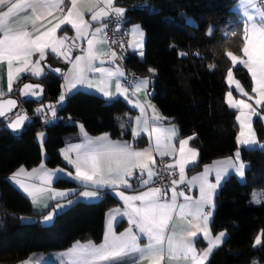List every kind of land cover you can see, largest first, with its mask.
<instances>
[{
    "label": "trees",
    "instance_id": "trees-1",
    "mask_svg": "<svg viewBox=\"0 0 264 264\" xmlns=\"http://www.w3.org/2000/svg\"><path fill=\"white\" fill-rule=\"evenodd\" d=\"M121 5L127 8L126 25L139 24L145 33L144 61L131 56L126 66L139 76L154 69L151 101L178 125L181 138L195 136L191 145L198 159L188 172L236 151L246 164L244 181L230 175L215 197L211 231L214 235L225 231L227 237L207 264H264V151L238 148L235 114L224 102L225 77L231 68L227 52L240 55L243 46L242 24L233 11L235 0H124ZM234 73L249 89L246 74L240 69ZM38 82L50 97L58 95L59 78L50 75L48 81ZM32 107L25 104L28 113ZM59 115L80 123L91 136L108 134L112 139L131 140L135 113L120 99L75 92L67 97ZM253 126L257 139L262 140L261 123L255 121ZM40 130L38 120L18 137L0 130V264H18L33 253L63 251L77 241L99 243L106 212L119 205L105 193L97 202H76L50 228L21 225L19 217L37 219L41 215L32 211L29 201L6 178L19 167L41 163V146L36 141ZM76 132L74 123L45 130L42 148L48 168L64 167L58 150L64 137ZM55 185L73 184L58 180ZM258 235L260 245L255 244Z\"/></svg>",
    "mask_w": 264,
    "mask_h": 264
},
{
    "label": "snow or ice",
    "instance_id": "snow-or-ice-1",
    "mask_svg": "<svg viewBox=\"0 0 264 264\" xmlns=\"http://www.w3.org/2000/svg\"><path fill=\"white\" fill-rule=\"evenodd\" d=\"M250 6L255 7L254 0H248ZM70 7L65 4V0H0V63L6 62L8 87L11 91L14 77L22 72H31L33 76H40L42 68L40 62L45 60L46 50H50L53 54L63 57L71 63V69L65 76L68 90L75 88L78 84H88L92 87L89 80V73H100L102 79L100 81L99 91L105 96H111L108 90L109 82L112 77L124 76V73L116 68L98 67L95 61L101 60L102 56H108L115 60L117 53L115 51H105L98 47L103 40L99 39V34L104 32V27H96L89 37V29L92 21H100L110 14L116 17H122L125 9L115 7L114 0H96V3L86 10L91 12V21L85 20L84 11L80 10L78 0H70ZM102 5V6H101ZM65 8L67 11L65 13ZM260 16L264 18V11L257 9ZM60 12L62 15L56 17V23L46 30L41 31L37 26V22L43 21L48 17H52L54 13ZM249 21L253 20V16L248 15ZM51 23V21H49ZM62 25H69L75 30V36H57V31ZM31 27L32 31L29 30ZM251 35H249V27L244 29V40L242 53L246 59L239 55L227 52L232 65L237 63L243 64L252 74L256 87L254 92L261 98L257 100V104L264 101V22L258 26L257 23L250 25ZM38 35L33 36V32ZM134 36L142 37L143 33L139 28L133 30ZM87 39V48L82 49V55H76L72 59V51L77 47V41ZM137 46L140 42L137 41ZM38 54L39 59L33 64L32 57ZM19 65V66H17ZM59 71V69H57ZM154 72V69H149ZM227 83L235 85V89L247 96L238 80L234 79L233 71L229 69L226 75ZM149 81L147 79L140 80L135 84L134 92L146 89ZM39 85H24L23 94L36 95V89ZM117 93L127 95L128 88L122 87L120 83L116 84ZM64 96H60L63 101ZM226 102L229 107L239 109L237 120L240 121V135L238 140L241 144L247 145L255 143L254 136L250 124V114L254 113L252 105L245 100L234 99L232 91L226 96ZM9 109L15 106V101L8 100ZM136 107L140 108L141 117L135 121L136 128L133 129V135L138 136L141 131L147 132L149 139H154V147L141 151L134 150L128 143L120 141H112L107 134L98 137L95 140L87 138L85 133V142L70 146L65 153V159L75 166L74 179L83 184H91L95 189L101 187L119 188L121 186L127 188L129 179L134 176V169H139L140 182L142 185L152 183V178L157 175L153 167L155 160L153 159V151L158 152L161 157L175 155L176 148L173 146V139L176 136L175 128H164L156 124H149V120L143 118L145 106L137 103ZM152 107V120L159 121L162 117ZM52 115L55 116V110L49 106ZM247 110V111H245ZM4 105L0 104V116H3ZM25 117L17 116L15 121L10 124L13 129L19 128ZM247 129V133L245 131ZM39 135H43L42 133ZM188 140L179 141L178 156L174 164L167 165L168 169L174 170L178 168L179 178L171 181V197L165 199L168 191L161 187H149L147 191H142L138 195H125L124 192H117V195L124 201V211L121 213L119 209L114 213H109L107 232L105 234L104 243L99 246L89 242L80 244L79 242L73 249L61 255L69 257V264H117L122 257L131 254H139V260H147L149 264H162L167 257L169 260H184L185 264H205V260L215 247L223 241L225 233L221 232L214 238L210 235L208 227L209 215L204 212V206L212 203L213 190L219 184L221 172L227 167H233L242 176L244 164L241 162L237 166L232 160L218 162L216 168V183L209 181L208 175L210 169L206 167L200 176H194L191 180L186 181L185 166L189 162V157H195L196 153L192 149H186ZM171 148V152L167 149ZM68 152L76 153V160L73 161L67 155ZM239 158V153L236 154ZM43 167V166H41ZM62 171V170H60ZM37 170L27 175L35 176ZM25 170L21 168L13 175V179L24 175ZM147 176V179L144 176ZM54 173L44 172L42 176H38L39 184H24L17 179V183L33 198L36 202L41 199L45 193V188L40 185H50ZM199 183L200 197L193 200L192 197L185 195L183 191L177 190V185L186 184L192 187ZM58 196L67 195L64 192L57 193ZM83 197L93 198L97 196V191H84L80 193ZM178 197H183L184 202L178 203ZM139 202V203H137ZM60 207V205H57ZM123 215L128 217L130 225L134 226L138 232L133 231V227H129L123 233L117 235L113 230V220L115 215ZM174 214L181 219L191 217L188 221L190 227L187 230L178 232L175 226L170 228V222L173 221ZM52 219V215L45 217V221ZM198 233H203L204 238L208 241V248L198 253L194 245L193 238ZM143 234L147 237L148 243L144 247L140 246L139 235ZM262 243L261 236L255 239V244Z\"/></svg>",
    "mask_w": 264,
    "mask_h": 264
},
{
    "label": "crops",
    "instance_id": "crops-1",
    "mask_svg": "<svg viewBox=\"0 0 264 264\" xmlns=\"http://www.w3.org/2000/svg\"><path fill=\"white\" fill-rule=\"evenodd\" d=\"M123 1L124 0H114V6L115 7H122L125 10H127V8L125 6L121 5V3ZM95 3H96V0H78V6H79L80 10L84 11L85 20L91 21L92 13L88 12L86 9L88 7L94 5ZM65 4L68 7H70L71 6L70 0H65ZM66 11H67V8H65V13H66ZM233 11L239 16V19L241 21L242 29H243V35H242L243 40H244V29H245V27H249V35H251V30H250L251 23H257L259 26V24L261 22H264V18H262L260 16L259 12L257 11L256 6L255 7L250 6L248 3V0H235V5L233 7ZM61 15L62 14L60 12H56V13H54V15L52 17H48L43 21L37 22V26L40 27L41 31L46 30L47 27H51L52 24L58 22L56 17H59ZM248 15L253 16L252 21H249L247 19ZM107 18L108 17H104L100 21H92L91 22V27L89 29V37L88 38H91V32L94 31V29L96 27L104 26V23H105ZM49 21H51V23H49ZM137 27L139 28L140 32L143 33L142 37L134 36L133 30ZM29 30L32 31L31 27H29ZM127 31L129 34V44H128L129 57H131V56L135 57L138 61L143 62L144 61V47H145L144 30L142 29V27L139 24L134 23V24L127 25ZM38 34H39L38 32H35V31L33 32V36L38 35ZM63 35L75 36V30L71 29V27L69 25H62L61 29H59L57 31V36L59 37V36H63ZM98 38L103 40V43L98 45V47H101L105 51L110 52L108 50L106 40L103 37V33L99 34ZM137 41H139L140 45H142V46H137ZM78 42L81 43V45L83 46V49L87 48V39H81ZM82 54H83V52H77L76 53V55H82ZM75 56L72 59H74ZM108 56L110 57V55H108ZM239 56H241L243 59H246V57L243 56L242 51L240 52ZM38 59H39L38 54H34L32 57L33 64H35V62ZM228 59L231 63L230 69L233 71L234 79L238 80L235 77L234 71L237 69H240L246 74V76L250 82L249 89H246L241 84V82L238 80L241 87L243 88L244 92L248 93V95L245 96L235 89L234 84L229 85L227 83V79L225 77L227 92H226L225 97H224V102H225L226 106L228 107V109L234 112L235 123H236L237 128H238L237 135L235 138V142H236L238 148H244V149H248V150L264 151V137L262 140H258L254 126H253L255 121H259L263 127V130H264V110L262 109V106L264 105V101H262L260 104H257L256 101L261 99V98L257 95L256 92L253 91V89L256 87V84H255V81L252 79V74L248 71V69L243 64H239V63H237L235 66H233L229 57H228ZM101 60L104 61L103 64H101L100 61L97 60V61H95L96 66H98V67L102 66L105 68H110L112 70L119 68L123 73H125L124 65L117 59V57L115 58V60H113L110 57V59L108 61H106L105 56H102ZM44 64H49L52 67H60L62 69L63 73L61 75L60 80H61V84L63 85L66 98L68 96L74 94L75 92H85V93L94 94V95L99 96L105 100L120 99L121 101H123L127 105V107L129 109L134 111L135 115H134L132 122H131V140L112 139L107 134L109 139L112 141L126 142L134 150H137V151H141L144 149L154 147V139L150 140L147 132L141 131L138 136L133 135V129H135L137 127L135 121L138 117H141V115H142L140 108L135 106L137 103L145 106V113L143 115V118L148 119L150 125L156 124L157 126H162L164 128H175L176 129V136L174 137L172 143H173V146L177 150L176 154L161 157L158 152L153 151L152 155H153V159L155 160L156 163H155V165H150V166L153 167L154 172H156V165H157L158 160H160V159L166 160V163H165L166 168H167V165L175 163V159L178 156L179 141L184 140V139L188 140V144L186 145V149H192L196 153L195 157H191V156L189 157V162L185 166L186 181L191 180V178L194 176H200L204 172V169L206 167H208L210 169L208 179L211 183L215 184L216 183V168L219 166L218 162H223L226 160H232L237 166L239 165V163L242 162V160L240 158V154H239V158H237L236 154L239 152L236 151L233 153V155H231L229 157L217 159V160L212 161L209 164L203 165L199 170H197L195 172H192V173L188 172V170L196 164L197 159H198V151L196 148H194L191 145L192 141L195 139V136L193 135V136L181 138L180 134H179L178 125L176 123L172 122L170 119L164 117L161 114V112L159 111V109L157 108V106L151 101V95H152L151 85L153 82L152 76H153L154 72L148 71L147 75L140 76L139 80L137 81V82H139L140 80L147 79L149 81V83H148V86L146 89H141L139 92H134L135 84L137 83L136 82L130 88H128L127 95L117 93L116 84L117 83L121 84V80H122L123 76H115V77H112L111 81L109 82L108 90L111 92V96H105L103 92L99 91V87L101 86L100 81L102 79V76L100 73H96V72L89 73V80H91V82H92V85H93L92 87H89L88 84H78L75 88L68 90L67 81L65 79V76L69 73V71L71 69V63L66 61L63 57H60V56L53 54L50 50H46L45 60L40 62V67L43 70L42 74L40 76H33L30 71L20 73L17 77H14L11 91H9V87H8L7 64H6V62L0 63V100H2L4 98L12 97L13 96L12 93L14 92V90L19 88V86L26 81L38 82V81L42 80L43 78H45V80L48 81L50 79L51 74L49 75V72H47V70L45 69ZM17 66H19V65H17ZM25 78H28V80L24 81L23 79H25ZM121 86H122V84H121ZM229 91H232L234 99H237V100L243 99L247 103L251 104L253 109H255L254 113L250 114V124H251L252 132L255 134V136H254V139L256 141L255 143L243 145L239 142L238 137L240 135V121L237 120V116L239 115V109L231 108L228 106V104L226 102V96H227V93ZM151 106L155 107L156 112L159 114L160 117H162L161 120H159V121H153L152 120L153 112H152ZM245 111H247V110H245ZM73 123L77 127V132L75 134L65 136L63 146L58 150L61 162L63 163L64 167L48 168L45 165L44 161L46 159V154L42 148V143L45 139V131L41 129L36 135V141L41 146V163L35 167H32V168H25V167L17 168L14 172H12L9 176H7V178H6L7 181L29 201L32 211L35 214H39L41 216L46 214L54 205H60L59 208L62 212L64 210L68 209L69 207H71L72 205H74L76 202H86V203L97 202L98 200H100L102 193H107V194L111 195L113 198H115L118 201L119 205L106 212L105 218H104L103 235H102V239L99 243H94L92 241H86V242L77 241V242L73 243L70 248L63 250V251L48 252V253H33V254L29 255L27 257V259H25L24 261H22L18 264H69V257L63 256L61 254L66 253L69 250L73 249L74 246L78 242L80 244H87V243L91 242L97 246H99L100 244H103L105 234L107 232L109 213H114V211L117 209H119L121 213L125 210L124 209V201L117 195V192L122 191L125 193V195H129V196L130 195H138L142 191H147L151 185V183L149 185H142L140 180H139L136 183L129 181V184L131 186L127 187V188H125L123 186H121L119 188H112V187L105 186V187H101L99 189H95L94 186L91 184H83L82 182L74 179L75 171H76L75 166H74V164H70L68 162V160L65 159L66 150L72 145L84 143L85 139H86L85 133L87 134V138H90L93 140H95L98 137L104 136L105 134L91 136L86 132V130L84 129V127L80 123L72 121V124ZM245 131L247 133V129H245ZM41 133L43 134L42 136L39 135ZM139 141L142 142V145H139ZM131 142H132V145L130 144ZM167 151L171 152V148L167 149ZM67 155L73 161L76 160V153L75 152H68ZM243 164H244V169H243V175L242 176L233 167H227L226 170L221 172L219 184H217V187L213 190L212 203L210 205L204 206V212L205 213H207L205 211L206 208L210 209V211L207 214L209 215L208 227L210 229L211 237L214 238L215 236H217L221 232L225 233V236L223 237L222 243H220L217 247H215L213 249V251L210 253V255L205 260V264H207L212 253L215 250H217L219 247H221V245L223 244V242L225 241V239L227 237V233L225 231H221V232L217 233L216 235H214L211 231L210 223H211L212 215H213V211H214L215 197L218 194V191H219L220 187L222 186V184L225 182V180L230 175L235 176L237 178V180H241L244 178V171L246 168V164L245 163H243ZM41 166H43V167H41ZM21 168H23L25 170V174L17 177V179L20 180L21 182H23L24 184H33V183L39 184V180L37 179L38 176H42L44 174V172L54 173V175L52 177V182L50 185H40L41 187L45 188V193H44L43 197L41 199H38L36 202H34L33 198L31 196H29L27 192L24 191V189L20 186L19 183H17V179H13V175L15 173H17ZM34 169L37 170V173L35 176L27 175L29 173H33ZM60 170H62V171H60ZM168 170L173 171L172 169H168ZM133 171L135 173V172L139 171V169H134ZM174 171H177L179 173L178 168H176ZM144 178L147 179L146 174H145ZM153 178H152V180H153ZM58 180H67V181L71 182L73 185H72V187L60 188V187H57L55 185ZM170 189H171V187L167 190L168 195H167V197H165V199H170V197H171ZM92 190L97 191L96 197L88 198V197H83L80 195V193H82L84 191H92ZM177 190L183 191L185 193V195L192 197L193 200H197L200 197L199 183H196L194 186H192L190 188L187 187L186 184H179V185H177ZM60 192H64L67 195H65L63 197L56 195L57 193H60ZM183 202H184V198L178 197V203H183ZM137 203H139V202H137ZM189 220H191V217H185V218L181 219L180 217H178L177 215L174 214L173 221L170 222V228L175 226V229L178 232H180L181 230H187L190 227V225L188 223ZM129 227H133V231L138 232V230L134 226L129 224L127 216H123V215H119V214L115 215V219L113 220V230L115 231V233L117 235H119L120 233H123ZM138 235H139L140 246L144 247L145 245H147V243H148L147 237L144 236L143 234H138ZM193 240H194V245H195L198 253L203 252L208 248V241L204 238L203 233H198L197 236L193 238ZM117 264H149V262L147 260L140 261L139 260V254H131L129 256L120 258V260L117 262ZM162 264H185V261L182 259H180V260H175V259L169 260L167 257H165V259L162 261ZM253 264H256V263H253Z\"/></svg>",
    "mask_w": 264,
    "mask_h": 264
},
{
    "label": "water",
    "instance_id": "water-1",
    "mask_svg": "<svg viewBox=\"0 0 264 264\" xmlns=\"http://www.w3.org/2000/svg\"><path fill=\"white\" fill-rule=\"evenodd\" d=\"M65 36V35H63ZM68 36V35H66ZM69 38L74 36H68ZM77 47L72 51V58L76 55L77 52H82L83 46L78 41ZM45 69L49 74H51L55 78H61L63 73L60 67H52L49 64H44ZM59 69V71H57ZM39 85V88L36 89V95H25L23 94L24 85ZM63 95V101L60 100V96ZM8 100L15 101V106L9 109L7 105ZM31 103L33 104L32 112L28 113L25 104ZM67 98L65 95V91L63 85L60 84V91L55 98L50 97L46 93L45 86L40 82H31L26 81L19 86L15 90V94L12 97L4 98L0 100V104L4 105V115L0 116V123L3 126H0V130L8 131L12 136L18 137L22 133V131L29 125L33 124L36 120L41 124V129L46 130L47 128L55 125V124H63V126L68 127L72 124V119L63 118L59 114L66 106ZM49 106H51L55 110V116L52 115V111ZM17 116H24L25 119L19 128L13 129L10 127V124L15 121ZM132 145V142L130 143ZM140 180L139 171L134 173L133 178L129 179L130 182H138ZM61 214V210L57 205H54L46 214L40 216L37 219H31L28 217H19V222L21 225H37L39 228H50L57 216ZM52 215V219L45 221V217Z\"/></svg>",
    "mask_w": 264,
    "mask_h": 264
},
{
    "label": "built area",
    "instance_id": "built-area-1",
    "mask_svg": "<svg viewBox=\"0 0 264 264\" xmlns=\"http://www.w3.org/2000/svg\"><path fill=\"white\" fill-rule=\"evenodd\" d=\"M255 6L260 11H264V0H254ZM103 37L106 40L107 47L109 51H115L117 53V59L124 65L125 73L122 77L121 84L125 88H130L139 80V75L129 69L126 66V62L129 59L128 54V44H129V34L127 31L126 19L124 15L122 17H116L114 14H111L106 19L104 26ZM243 34V29H242ZM109 56H105V60L108 61ZM264 110V105L262 106ZM166 160L160 159L156 165V173L154 176L150 187H161L168 190L171 187V181L173 179L179 178V173L170 171L165 166ZM105 193L101 194V198L104 197ZM207 213L210 211L209 208L205 210Z\"/></svg>",
    "mask_w": 264,
    "mask_h": 264
},
{
    "label": "rangeland",
    "instance_id": "rangeland-1",
    "mask_svg": "<svg viewBox=\"0 0 264 264\" xmlns=\"http://www.w3.org/2000/svg\"><path fill=\"white\" fill-rule=\"evenodd\" d=\"M240 182H243L244 181V178L243 179H241V180H239Z\"/></svg>",
    "mask_w": 264,
    "mask_h": 264
}]
</instances>
